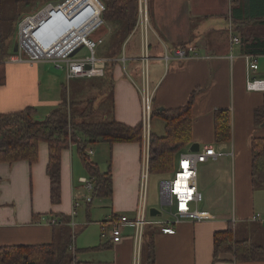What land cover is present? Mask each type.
Masks as SVG:
<instances>
[{
    "label": "crops",
    "instance_id": "1",
    "mask_svg": "<svg viewBox=\"0 0 264 264\" xmlns=\"http://www.w3.org/2000/svg\"><path fill=\"white\" fill-rule=\"evenodd\" d=\"M146 1L154 38L149 66L153 108L184 107L197 91L192 112V145L197 144L200 150L213 147L224 154L217 161L199 165L198 170V186L203 195L198 208L215 214L217 219L181 221L175 227L176 233L170 235L162 233L169 217L163 219L158 209L159 215H150L152 219L146 224V231L154 234L156 264H264V261L237 262L228 253L214 260L215 234L230 226L238 240H250L264 246V187L253 186L251 172L252 140L264 138V125H256L254 119L255 111L263 106L264 92L247 90V63L241 45L246 37L264 33V26L245 24L241 20L243 8L240 1L247 10L249 0H235L238 1L236 4L231 0ZM255 9H261V6ZM3 37L0 14V54ZM234 37L240 38L239 45L233 44ZM5 44L11 50L8 39ZM188 46L197 48L200 57L165 62V49L173 58L177 48ZM11 57L14 54L6 62V82L0 86V114L33 108L36 110L35 119L45 120L69 95L62 84L61 71L41 62L14 63L10 61ZM113 59L117 61L112 76L113 102L110 107L104 105L94 109L93 120L89 118L88 121L116 120L136 126L141 123L140 89L144 79L137 82L119 65V58ZM253 76L264 80V56H259V70ZM87 95L74 102L89 100V96L83 98ZM218 110L229 111L232 118V139L221 144H217L214 138V114ZM155 119L159 122L157 130L163 129L160 134L152 126ZM152 121V133L163 136L164 121L158 117ZM92 151L90 158L102 172L111 168L113 195L110 198H93V190H88L81 182L86 178L95 186L75 145L62 155V198L58 205L51 202L46 143L40 144L39 160L34 165L27 161L0 164V246L51 244L56 230L61 227V218L74 219V203L79 201V208L85 206L87 211L94 204L88 217L91 219L93 211L96 212L100 218L90 222L97 225L100 232L94 238L89 235L74 247L75 252L78 251L77 260L88 264H136L134 228L125 227L121 242L113 243L109 222L119 215L130 219L136 217L143 171L142 144L99 143ZM88 197H92L91 203L87 202ZM258 214L262 220L254 221L253 217ZM73 224L76 231L82 232L85 227L74 221ZM101 245L106 247L95 249Z\"/></svg>",
    "mask_w": 264,
    "mask_h": 264
},
{
    "label": "trees",
    "instance_id": "2",
    "mask_svg": "<svg viewBox=\"0 0 264 264\" xmlns=\"http://www.w3.org/2000/svg\"><path fill=\"white\" fill-rule=\"evenodd\" d=\"M104 6L101 18L106 23L116 26L120 45L132 35L139 20L141 0H99ZM59 0H0V14L4 37L0 54V86L6 82V62L13 54L5 44L8 36L5 11L13 13L14 20L20 10H34L40 4L58 3ZM241 20L264 26V0H249L245 10L243 2ZM238 3V1H236ZM246 4V3H245ZM261 6L256 10L255 7ZM11 25V23H10ZM121 30V31H119ZM10 27V37L14 35ZM245 55L264 56V34L254 33L242 40ZM151 49V44L149 46ZM113 85V82H111ZM198 92L195 91L186 106L176 109H154L152 118L158 117L165 122V133L151 135L149 151V176L173 174L179 157L189 149L193 142V106ZM66 100V99H65ZM43 121L35 119L36 110L27 108L23 111L0 114V164H13L27 161L34 165L39 160V147L46 143L49 150L47 175L50 179L51 202L61 203V166L63 152L75 145L83 166L95 186L93 198H110L113 195V174L111 168L102 172L88 153L99 143L113 145L116 143H141L142 125L129 126L116 120L90 122L95 111L91 104L78 107L72 103L70 108L66 101ZM79 108V109H76ZM70 109V111H69ZM256 125H264V103L254 113ZM214 138L217 144L232 139V118L227 110H218L214 114ZM252 179L253 186L264 187V138L252 140ZM51 221V220H50ZM69 218L62 217L53 242L44 245L0 246V264H88L77 260V252L72 250ZM151 233V232H150ZM99 246L95 249L105 248ZM141 264H156L154 234L144 231L141 247ZM232 254L237 262L264 261V246L250 240H238L232 226L226 231L215 234L214 260L221 254Z\"/></svg>",
    "mask_w": 264,
    "mask_h": 264
},
{
    "label": "built area",
    "instance_id": "3",
    "mask_svg": "<svg viewBox=\"0 0 264 264\" xmlns=\"http://www.w3.org/2000/svg\"><path fill=\"white\" fill-rule=\"evenodd\" d=\"M99 1V0H98ZM68 0L64 3H48L44 8L47 15L44 17H39L36 23L40 21V25L49 24L53 19V14L56 13V9H61L60 12L66 13L67 9H70L75 5V3L67 4ZM101 10L100 17L104 11V6L99 1ZM43 11V12H44ZM41 14V13H40ZM39 14V15H40ZM37 15L36 17H38ZM65 17L66 16L65 14ZM34 18V17H33ZM30 19V18H28ZM27 19V20H28ZM26 21V20H25ZM24 24V23H23ZM104 21L101 20L98 25L93 27L82 40H80L78 45L74 47L68 54L54 56L50 54L47 49L41 46V50L44 52L33 51L29 45H27L22 39V32H20V39H18L19 50L14 57L10 58L11 62H27V63H37L47 60H54L59 68H63L61 63L66 64V71L68 78H93V77H103L105 75V67L107 60H102L96 57L95 52V42L91 39V36L103 26ZM148 12L147 4L141 0L139 9V21L137 27L141 29L142 32V55L141 62L143 65L144 73V83L140 89L141 100H142V147H143V171H142V181L141 190L139 195V205L134 219H130L128 216L119 215L113 217L110 222L111 237L113 243L121 242L123 238V229L125 227L134 228V240L136 245V253L141 250L142 240L144 236V231L146 228V213L148 205V191L147 182L149 178V151H150V141L152 135L151 121L153 108V92L149 87V37H148ZM23 26V25H22ZM21 26V30H22ZM62 27V25L60 26ZM137 29V28H136ZM87 40V41H86ZM241 43L240 38L234 37L233 44L239 45ZM82 47H87L92 52V56L84 60H73L71 57L72 53ZM199 52L197 48L188 46L180 47L174 51L173 58L169 55L167 49H165L164 60L169 62V60L174 59L178 62H183L191 58H199ZM247 63V83L246 87L248 91H259L264 92V80L256 79L253 73L259 70V56L245 55ZM89 155L93 153L92 150L88 151ZM224 154L217 152L213 147H207L198 152L187 151L184 152L178 160L177 168L174 172V178L171 181H162L161 183V199L163 206L171 207L170 217L171 219L165 223L162 227V233L174 235L176 233V225L181 221L194 220L198 222L202 221H212L217 219V216L209 211L199 210V205L203 201V195L199 190L198 177H199V165L207 163L209 161H217ZM88 190L92 191L94 189L93 184L86 178L81 179ZM88 203L93 201L92 197H88ZM81 206L79 201H75L74 210ZM254 221H261L262 216L260 214L253 217ZM54 224V223H53ZM74 226V224H73ZM75 253L74 247L72 248ZM137 257L135 256V263Z\"/></svg>",
    "mask_w": 264,
    "mask_h": 264
},
{
    "label": "rangeland",
    "instance_id": "4",
    "mask_svg": "<svg viewBox=\"0 0 264 264\" xmlns=\"http://www.w3.org/2000/svg\"><path fill=\"white\" fill-rule=\"evenodd\" d=\"M147 3L146 0H143ZM233 4H236L235 0H231ZM48 4V3H47ZM47 4H40L37 6L34 10H20V13L17 14L16 17H14V20H10L8 18H12L14 15L13 13L7 9L5 11V18L7 21H10V23L6 24L7 30L6 34L8 36L9 40V47L12 54H17L13 52L15 44L18 42V39H20V32L21 26L27 20L28 18H33L42 14L44 11V8L47 6ZM99 6V4H98ZM148 12V7H147ZM40 14V15H41ZM101 20H103L101 18ZM139 21V20H138ZM138 24V23H137ZM148 37H149V46L151 44V49L149 48V54H150V61L152 57V48L154 44L152 45L154 38L152 36V32L150 29V22H149V16H148ZM10 27L12 28V31L15 32L13 36L10 37ZM136 28L132 35H130L123 45H120V39L122 37L119 36L118 33L115 32L116 26H114L111 23L104 22L103 26L99 28L92 36L91 39L95 42V52L97 58H106L103 60H107L108 67L106 64L105 75L103 77H93V78H68V74L66 71V64L61 63L63 68H59L57 66V63L54 60H47L42 61L41 63L46 64V66H49L50 68H53L57 71H61V80L62 84L66 89L68 90V94L66 95V106L70 108V105L72 103L80 104L78 107L86 106L87 103L91 104V108L94 109H100L101 106L110 107L113 102V85L111 82H113V69L115 68V65L117 64L116 60L113 58H119L118 60L119 65L123 68V70H128L131 74V78L135 79L137 82L139 80H143L145 78L143 73V65L140 60L142 55V32L139 27ZM121 31V30H119ZM138 32V33H137ZM264 34V33H262ZM92 56V52L87 47H82L73 57H71L73 60H84L88 57ZM115 56V57H114ZM130 58V60L127 62V60ZM150 66V63H149ZM66 76V77H65ZM141 82V81H140ZM142 87V86H141ZM152 89V88H151ZM153 90V89H152ZM71 93V94H70ZM89 94L86 97L89 96V100L84 101H76V99L79 100L80 96H84L85 94ZM71 100H70V99ZM79 109V108H76ZM70 111V109H69ZM99 115V114H98ZM89 118L86 120L88 121ZM153 119V118H152ZM90 120H93L92 118ZM158 120L155 119L152 121V126L154 130H157L158 126ZM165 123V122H164ZM163 129L160 128V131H156L158 134H160ZM99 145V144H97ZM96 145V146H97ZM94 148V147H93ZM96 150H99V147H96ZM178 163V162H177ZM174 178L173 174H167V175H150L147 182V191H148V205H147V213H146V224L152 217L150 216V209L155 208L162 212L163 219H167L169 217V220L171 219L170 213H171V207L163 206L162 205V199H161V183L162 181H171ZM92 207L89 211H87V208L85 206H82L81 208L76 209V214L74 215V219L71 220L70 223V236H71V242L72 247H75L76 245L79 246L82 241L87 239L89 235H92L93 238L98 235L100 232V229L97 225H91L92 223L90 220L94 221L99 219L100 217L96 216V212L93 211L92 218L89 219L88 213L92 211ZM73 221L78 224H84L85 227H83L82 232L80 230L76 231L75 227H73ZM147 226V225H146ZM146 230V228H145ZM143 242V240H142ZM142 247V245H141ZM141 250L136 253V262L137 264H141Z\"/></svg>",
    "mask_w": 264,
    "mask_h": 264
},
{
    "label": "bare ground",
    "instance_id": "5",
    "mask_svg": "<svg viewBox=\"0 0 264 264\" xmlns=\"http://www.w3.org/2000/svg\"><path fill=\"white\" fill-rule=\"evenodd\" d=\"M69 3H75L77 6L67 9L66 13L56 9L57 12L53 14V19L47 25H40V21L36 23L39 17L47 15L45 11L38 17L24 22L22 39L33 51L40 49V52H44L41 50L43 46L54 56L68 54L87 32L101 21V7L98 0H68L67 4ZM65 14L68 17H65Z\"/></svg>",
    "mask_w": 264,
    "mask_h": 264
},
{
    "label": "water",
    "instance_id": "6",
    "mask_svg": "<svg viewBox=\"0 0 264 264\" xmlns=\"http://www.w3.org/2000/svg\"><path fill=\"white\" fill-rule=\"evenodd\" d=\"M67 0H59V2L58 3H64V2H66ZM54 4H57V3H54ZM18 50H19V44L18 43H16L15 44V46H14V52L15 53H17L18 52ZM80 49H78V50H76L74 53H72V57L79 51ZM164 109L163 108H160L159 109V111H163ZM200 150V148H199V146L197 145V144H193V145H191V147L189 148V151H191V152H198ZM163 205V204H162ZM150 215L151 216H153V217H155V216H157V215H159L160 214V212L157 210V209H154V208H152V209H150Z\"/></svg>",
    "mask_w": 264,
    "mask_h": 264
}]
</instances>
